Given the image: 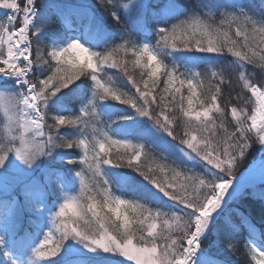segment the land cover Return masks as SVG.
<instances>
[{
  "label": "snow or ice",
  "instance_id": "1",
  "mask_svg": "<svg viewBox=\"0 0 264 264\" xmlns=\"http://www.w3.org/2000/svg\"><path fill=\"white\" fill-rule=\"evenodd\" d=\"M253 151L264 0H0V264H264Z\"/></svg>",
  "mask_w": 264,
  "mask_h": 264
},
{
  "label": "trees",
  "instance_id": "2",
  "mask_svg": "<svg viewBox=\"0 0 264 264\" xmlns=\"http://www.w3.org/2000/svg\"><path fill=\"white\" fill-rule=\"evenodd\" d=\"M57 3H65V4H72V5H78V4H94L96 3V0H56ZM161 3H164L165 0H160ZM183 3L186 6H191L192 3H194V0H183ZM115 70H111L110 74L114 73ZM138 78V77H137ZM259 75L257 76V79H259ZM233 80L235 81V74H233ZM232 88H237V85L235 82L232 85ZM232 89L226 88L225 92L231 91ZM235 93L233 92V95ZM259 151H253L249 154L248 157L245 158V160L241 161L244 163V167L249 166L253 161H255L260 156ZM260 190V187L257 188H251L248 189V191L258 193ZM246 203L242 205V210L246 211V213L251 214V221L248 222L247 228L249 231H254L257 235L261 231V229H264V223L261 222L260 218V205L259 202L256 200H253L251 196L247 198ZM247 252L246 248H242L239 252L231 256V264H243L245 260V253Z\"/></svg>",
  "mask_w": 264,
  "mask_h": 264
},
{
  "label": "water",
  "instance_id": "3",
  "mask_svg": "<svg viewBox=\"0 0 264 264\" xmlns=\"http://www.w3.org/2000/svg\"><path fill=\"white\" fill-rule=\"evenodd\" d=\"M261 153L260 158L253 162L250 167L243 171L239 176V180L244 177L245 174H251L250 182L245 186L246 189L261 187V184L264 183V159L262 158Z\"/></svg>",
  "mask_w": 264,
  "mask_h": 264
},
{
  "label": "rangeland",
  "instance_id": "4",
  "mask_svg": "<svg viewBox=\"0 0 264 264\" xmlns=\"http://www.w3.org/2000/svg\"><path fill=\"white\" fill-rule=\"evenodd\" d=\"M262 153V152H261ZM261 153H260V155H261ZM260 158V156L256 159V160H258ZM262 158L264 159V154H262ZM255 160V161H256ZM255 161H253V162H255ZM252 162V163H253ZM251 163V164H252ZM250 164V165H251ZM250 165L249 166H247V167H244V163L243 162H240L239 164H238V166H237V168H236V175H237V177L243 172V171H245V170H247L249 167H250Z\"/></svg>",
  "mask_w": 264,
  "mask_h": 264
},
{
  "label": "bare ground",
  "instance_id": "5",
  "mask_svg": "<svg viewBox=\"0 0 264 264\" xmlns=\"http://www.w3.org/2000/svg\"><path fill=\"white\" fill-rule=\"evenodd\" d=\"M250 180H251V174L247 173L239 181H240L241 185L246 186L250 182Z\"/></svg>",
  "mask_w": 264,
  "mask_h": 264
}]
</instances>
